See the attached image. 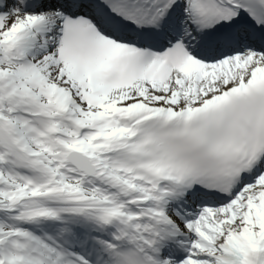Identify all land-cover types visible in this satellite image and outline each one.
<instances>
[{
  "label": "snow or ice",
  "instance_id": "snow-or-ice-1",
  "mask_svg": "<svg viewBox=\"0 0 264 264\" xmlns=\"http://www.w3.org/2000/svg\"><path fill=\"white\" fill-rule=\"evenodd\" d=\"M0 264H264V0H0Z\"/></svg>",
  "mask_w": 264,
  "mask_h": 264
}]
</instances>
